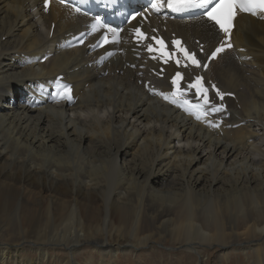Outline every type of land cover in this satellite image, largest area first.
Segmentation results:
<instances>
[{
	"label": "bare ground",
	"instance_id": "bare-ground-1",
	"mask_svg": "<svg viewBox=\"0 0 264 264\" xmlns=\"http://www.w3.org/2000/svg\"><path fill=\"white\" fill-rule=\"evenodd\" d=\"M41 2L0 0V264H81L83 248L85 264H118L152 244L192 264H264V20L238 17L233 41L245 51L205 72L236 95L216 131L164 99L160 82L146 92L132 56L100 75L83 66V47L57 51L90 18ZM167 26L208 49L220 38L202 18ZM58 73L75 104L10 107L20 86Z\"/></svg>",
	"mask_w": 264,
	"mask_h": 264
},
{
	"label": "snow or ice",
	"instance_id": "snow-or-ice-1",
	"mask_svg": "<svg viewBox=\"0 0 264 264\" xmlns=\"http://www.w3.org/2000/svg\"><path fill=\"white\" fill-rule=\"evenodd\" d=\"M65 0H60V3L63 4ZM84 2V0H81ZM49 0H45V9L48 7ZM152 7L159 11L162 7L161 0H151ZM168 7L171 8L174 12H182L186 9L198 8L202 9V15L207 18V21L214 22L215 25H218L221 30L225 33H228L231 28V21L234 19L236 10L239 9L243 12H248L253 15H256L258 12H264V0H167ZM76 12L80 11L79 7L74 9ZM96 24H100V19L96 18ZM102 26V25H101ZM95 27V25H94ZM137 35L139 38H144V34L140 32L139 29H136ZM115 35V30H113ZM105 42H107V37H105ZM162 43V42H161ZM175 44H178V41H174ZM229 43L227 47H231ZM149 50H152L151 45H149ZM178 51H182L184 57L187 60H191L194 65L199 66V61L195 59L194 55H190L186 50L180 48ZM224 51V47H218L209 59L215 57L218 53ZM161 55H165L163 50H161ZM171 57V54H167ZM177 63L180 61L177 60ZM187 66V65H186ZM207 68V64L203 65ZM178 78H181V74L177 73L176 77L173 78V85L177 86L175 91L171 93V102H177L176 97L183 96L184 93L178 87ZM188 88H195L197 96L202 99V103L192 104L189 101H182L183 106L188 110L194 113L197 119H200L201 116H206L208 111H221L220 106L212 105L207 95V89L203 88L201 84V78L196 77L194 82L188 85ZM164 99H170L169 95L161 93ZM217 95H222L217 91ZM54 98L58 99H67L71 100V88L68 85L58 84L57 92L54 95Z\"/></svg>",
	"mask_w": 264,
	"mask_h": 264
},
{
	"label": "rangeland",
	"instance_id": "rangeland-1",
	"mask_svg": "<svg viewBox=\"0 0 264 264\" xmlns=\"http://www.w3.org/2000/svg\"><path fill=\"white\" fill-rule=\"evenodd\" d=\"M0 230H1V225H0ZM162 231H163L162 235L164 237H166V240H168L167 235L169 234V228L164 227L162 229ZM83 250L80 251L78 254H76V259L81 264H85L86 260H87L85 258L88 257L86 248H83ZM142 250H141L143 252V253L141 252L142 256H141V254L135 256L132 253L128 254L127 256H122V254L119 253L116 256V258L119 259L118 264H192V262H193L191 257L187 254V252L186 253L183 252V255H182V254H180L179 249L178 250H168L167 248H165L161 245H157V244L153 245L152 244V246L150 248L142 249ZM84 253H86L85 257H83ZM60 255H63V252H61ZM179 256H183V257H179ZM187 260H189V261H187ZM229 260L230 261L236 260L233 257V254L230 255ZM92 263L98 264L99 262L97 261V259H93Z\"/></svg>",
	"mask_w": 264,
	"mask_h": 264
}]
</instances>
